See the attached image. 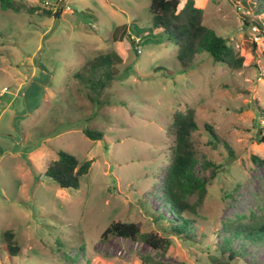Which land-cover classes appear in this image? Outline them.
<instances>
[{
    "label": "rangeland",
    "instance_id": "obj_1",
    "mask_svg": "<svg viewBox=\"0 0 264 264\" xmlns=\"http://www.w3.org/2000/svg\"><path fill=\"white\" fill-rule=\"evenodd\" d=\"M195 1L204 24L244 58L240 70L203 52L181 72L176 47L152 27L149 0H14L36 8L33 14L0 7V264H67L62 253L74 264H144L141 256L161 264H264V243L235 238L230 248L246 244L244 256L227 260L221 252L226 224L264 222V163L251 160H264V117L256 110H264V13H256L257 0ZM58 5V17L43 16ZM119 26L132 46L111 41ZM110 51L122 63L97 102L90 101L72 75ZM186 109L197 124L192 177L208 178L205 161L219 168L196 213L185 215L188 238L181 239L171 232L176 221L164 205L162 181L172 114ZM86 128L102 139H88ZM59 151L79 164L91 161L77 189H61L45 176ZM115 222L137 224L170 245L156 252L142 241L101 240ZM6 231L19 254L6 250Z\"/></svg>",
    "mask_w": 264,
    "mask_h": 264
},
{
    "label": "trees",
    "instance_id": "obj_2",
    "mask_svg": "<svg viewBox=\"0 0 264 264\" xmlns=\"http://www.w3.org/2000/svg\"><path fill=\"white\" fill-rule=\"evenodd\" d=\"M243 4H253V0H241ZM256 13H264V0H257ZM181 0H149L148 12L152 18V27L158 30L162 36L176 47L177 61L181 72H186L192 65L195 56L205 52L214 63H221L230 70H240L243 67L244 58L236 49L228 45L226 40L218 36L212 29L204 24V12L196 5L195 0H186L179 8ZM0 7L4 10L16 12L26 11L33 14L36 8H24L16 5L14 0H0ZM61 9L48 11L42 10L43 16L58 17ZM247 25V21L244 23ZM123 26L116 27L111 35L112 42H125L132 46L133 40L129 41L125 35L118 32ZM262 28V27H260ZM122 63L121 57L114 51L97 54L87 60L83 66L73 73L72 77L85 89L89 90L87 99L94 101L101 96L102 91L110 86L117 75V66ZM256 110L264 117V110L257 105ZM204 129L215 136L214 129L210 125H204ZM197 130L196 115L194 110L175 111L172 114V123L166 134L172 138V146L168 149L169 166L162 181V196L164 205L172 215L176 223H172L171 232L181 238H188V225L190 220L185 215H194L206 195V185L209 180L216 176L218 166L209 161L202 163L204 170H209L208 178L198 180L192 177V170L197 164V149L192 140L193 133ZM83 134L92 141L102 139V134L86 128ZM220 144L227 147L222 141ZM263 142V141H262ZM232 152H230L231 156ZM252 162L264 163V160L256 156L251 157ZM91 161L79 164L78 160L71 154L59 151L58 158L49 163L45 176L52 180L61 189H77L80 178L86 175L90 169ZM195 198L193 202L191 198ZM228 236L223 239L221 252L227 260H234L244 256L245 245L241 249L230 248V243L237 238L253 246L264 243V222L255 218L247 224L229 223L223 227ZM109 236L116 238L142 241L154 251L165 250L170 241L166 238L157 237L151 233H141L140 227L134 223H111L101 234V240ZM6 250L11 256L20 253V248L14 242V234L6 231L2 236ZM61 259L67 264H74V259L66 254H61ZM144 264H161L149 256H141ZM228 264V262H226Z\"/></svg>",
    "mask_w": 264,
    "mask_h": 264
},
{
    "label": "built area",
    "instance_id": "obj_3",
    "mask_svg": "<svg viewBox=\"0 0 264 264\" xmlns=\"http://www.w3.org/2000/svg\"><path fill=\"white\" fill-rule=\"evenodd\" d=\"M41 6L43 8H52L51 5L48 2H44ZM57 8L62 10L63 9V5H58L57 7H55V9H57ZM66 9L68 10V7ZM263 123H264V121H263Z\"/></svg>",
    "mask_w": 264,
    "mask_h": 264
},
{
    "label": "crops",
    "instance_id": "obj_4",
    "mask_svg": "<svg viewBox=\"0 0 264 264\" xmlns=\"http://www.w3.org/2000/svg\"><path fill=\"white\" fill-rule=\"evenodd\" d=\"M119 43V42H118ZM115 51H116V49H115Z\"/></svg>",
    "mask_w": 264,
    "mask_h": 264
}]
</instances>
